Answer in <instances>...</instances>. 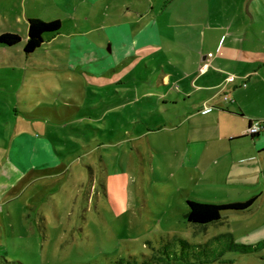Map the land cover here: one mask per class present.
<instances>
[{
    "label": "rangeland",
    "instance_id": "rangeland-1",
    "mask_svg": "<svg viewBox=\"0 0 264 264\" xmlns=\"http://www.w3.org/2000/svg\"><path fill=\"white\" fill-rule=\"evenodd\" d=\"M62 19L61 35L47 38L35 56L26 57L23 49L21 64L0 65V164L12 135L25 125L34 133L48 126L62 163L36 179L23 198L10 194L0 205V264H264L262 202L253 213L225 216L218 224H189L187 199L172 191L175 182L163 174L162 158H152L134 139L158 120L151 114L157 106L115 108L130 99L118 93L126 91L122 83L133 78L131 69L94 75L101 72L94 66L96 45L111 54L105 32L77 34L91 26L79 29ZM71 40L67 61L57 54L70 49ZM18 51L0 49V61L17 59ZM150 60L141 56L146 64L133 67L145 76ZM169 93L178 96L177 90ZM127 138L132 142L118 144ZM4 178L6 193H13L17 176Z\"/></svg>",
    "mask_w": 264,
    "mask_h": 264
},
{
    "label": "crops",
    "instance_id": "crops-1",
    "mask_svg": "<svg viewBox=\"0 0 264 264\" xmlns=\"http://www.w3.org/2000/svg\"><path fill=\"white\" fill-rule=\"evenodd\" d=\"M79 14L85 17L78 18ZM62 17L79 29L91 26L77 34L105 32L111 54L103 43L96 45L99 59L94 66L101 72L94 75L107 77L116 67L131 69L128 74L133 78L122 83L129 88L118 93L130 99L115 108L127 110L142 102L157 106L151 114L158 120L134 139L152 158L156 154L162 158L164 173L159 172L174 180V193L187 199V205L189 200L218 204L255 200L250 211L234 217L253 213L257 203L264 206V133L256 139L248 135L254 122H264V0H131L125 7L119 0H0V36L22 37L16 46L19 57L0 65L21 64L31 19L63 22ZM63 28L62 23L61 32L46 37L45 43L59 37ZM73 41L71 50L57 55L70 60ZM16 47L0 49L11 52ZM141 56L151 57L149 64H154L145 65V76L133 67L146 64L138 61ZM231 76L237 80L229 84ZM134 79L155 82L158 88L138 86ZM171 90L178 96L168 94ZM227 93L232 102L224 100ZM206 106L212 110L204 112ZM25 127L12 135L8 158L0 164V205L10 194L23 198L36 179L62 166L48 126L36 133ZM128 141L132 139L118 144ZM12 174L17 182L13 193H6L4 176Z\"/></svg>",
    "mask_w": 264,
    "mask_h": 264
},
{
    "label": "trees",
    "instance_id": "trees-1",
    "mask_svg": "<svg viewBox=\"0 0 264 264\" xmlns=\"http://www.w3.org/2000/svg\"><path fill=\"white\" fill-rule=\"evenodd\" d=\"M61 30V21L46 22L41 19H31L29 21V36L25 46V53L27 55L35 54L45 44L46 37L56 36L61 32ZM21 42L22 37L18 34H4L0 36V47H16L20 45ZM260 135L252 138L256 139ZM254 202L255 200L252 199L246 202L218 204L201 203L189 200V209L188 212L184 214V218L189 224L208 227L219 223L225 216L227 217L229 215L247 213L252 209Z\"/></svg>",
    "mask_w": 264,
    "mask_h": 264
},
{
    "label": "built area",
    "instance_id": "built-area-1",
    "mask_svg": "<svg viewBox=\"0 0 264 264\" xmlns=\"http://www.w3.org/2000/svg\"><path fill=\"white\" fill-rule=\"evenodd\" d=\"M236 80H237L236 76H231L228 79V83L229 84L234 83V82H236ZM224 100L227 102H232L231 95L229 93L225 94ZM210 110H212V109L210 107L206 106L204 109V112H209ZM263 132H264V122L257 121V122H254L252 124L251 128L249 129L248 135L251 137H254V136L260 135Z\"/></svg>",
    "mask_w": 264,
    "mask_h": 264
}]
</instances>
